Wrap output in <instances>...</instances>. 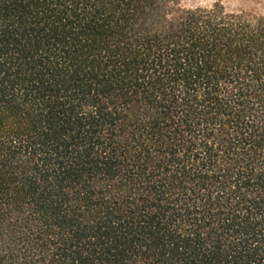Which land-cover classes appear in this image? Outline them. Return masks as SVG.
Segmentation results:
<instances>
[{
	"label": "trees",
	"instance_id": "1",
	"mask_svg": "<svg viewBox=\"0 0 264 264\" xmlns=\"http://www.w3.org/2000/svg\"><path fill=\"white\" fill-rule=\"evenodd\" d=\"M0 264H264V16L0 0Z\"/></svg>",
	"mask_w": 264,
	"mask_h": 264
},
{
	"label": "rangeland",
	"instance_id": "2",
	"mask_svg": "<svg viewBox=\"0 0 264 264\" xmlns=\"http://www.w3.org/2000/svg\"><path fill=\"white\" fill-rule=\"evenodd\" d=\"M183 8H205L220 2L227 11L252 12L264 16V0H180Z\"/></svg>",
	"mask_w": 264,
	"mask_h": 264
}]
</instances>
